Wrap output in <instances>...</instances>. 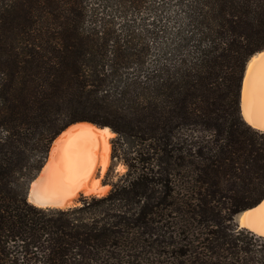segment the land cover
I'll list each match as a JSON object with an SVG mask.
<instances>
[{
    "label": "trees",
    "instance_id": "trees-1",
    "mask_svg": "<svg viewBox=\"0 0 264 264\" xmlns=\"http://www.w3.org/2000/svg\"><path fill=\"white\" fill-rule=\"evenodd\" d=\"M264 0H0V264H264L233 222L264 196V133L239 111ZM110 128L104 196L27 189L68 125Z\"/></svg>",
    "mask_w": 264,
    "mask_h": 264
},
{
    "label": "bare ground",
    "instance_id": "bare-ground-1",
    "mask_svg": "<svg viewBox=\"0 0 264 264\" xmlns=\"http://www.w3.org/2000/svg\"><path fill=\"white\" fill-rule=\"evenodd\" d=\"M260 64H264V49L253 54L247 62L240 105L243 120L264 133V72L257 76L259 79L251 77ZM114 135L108 127L91 124H76L63 131L50 146L40 190L32 203L63 208L78 193L105 195L107 187L100 183V178L110 165V140ZM240 220L241 227L264 237V200L245 210Z\"/></svg>",
    "mask_w": 264,
    "mask_h": 264
},
{
    "label": "rangeland",
    "instance_id": "rangeland-1",
    "mask_svg": "<svg viewBox=\"0 0 264 264\" xmlns=\"http://www.w3.org/2000/svg\"><path fill=\"white\" fill-rule=\"evenodd\" d=\"M262 72H264V64H262V65L260 64V66H258L255 70H253L251 73V77H253L255 79H259V77H257V76L262 75L263 74ZM126 150H127L126 145L123 144V142L115 134L114 137L111 138V140H110V149H109L110 165L108 166L106 172L100 178V183L104 184L107 187V193L112 188V185L114 183H116L121 178V176L126 172L127 168H126V165L123 161V153ZM89 196H91V195H89ZM97 197H99V196H97ZM233 222L236 224L235 217H233ZM236 226H237V224H236Z\"/></svg>",
    "mask_w": 264,
    "mask_h": 264
},
{
    "label": "water",
    "instance_id": "water-1",
    "mask_svg": "<svg viewBox=\"0 0 264 264\" xmlns=\"http://www.w3.org/2000/svg\"><path fill=\"white\" fill-rule=\"evenodd\" d=\"M259 52V51H258ZM257 53V52H256ZM255 54V53H254ZM251 57V56H250ZM249 57V58H250ZM249 60V59H248ZM248 60H247V62H248ZM247 62H246V64H245V66H244V70H243V74H242V78H241V82H240V90H239V111H240V115H241V117H242V114H241V89H242V84H243V77H244V73H245V69H246V66H247ZM76 124H91V125H94V126H96V127H99V128H101L102 126H98V125H95V124H93V123H89V122H75V123H72V124H70V125H68L67 127H65L53 140H55L63 131H65L67 128H69L70 126H73V125H76ZM53 142V141H52ZM52 144V143H51ZM51 146V145H50ZM50 149V148H49ZM49 152V151H48ZM47 156H48V154H47ZM46 159H47V157H46ZM45 162H46V160H45ZM44 165H45V163L43 164V166H42V168L39 170V172L37 173V175L35 176V178L30 182V184H29V186H28V189H27V200L31 203V204H33L32 203V201L34 200V198H36L37 196H38V191L40 190L39 188H40V185H41V175H42V171H43V168H44ZM86 197H89V196H85L84 194H82V193H78L77 195H76V197H74V198H71L70 199V203H66L65 204V206H63V208H67V207H72V206H75V205H78L79 203H80V199H82V198H86ZM264 200V196H263V198L259 201V202H257L254 206H252V207H250V208H254V207H256L257 205H259L262 201ZM33 205H36V206H39V207H52V208H62V207H58V206H49L48 204H43V203H36V204H33ZM250 208H248V209H250ZM245 210H247V209H245ZM245 210H243V211H240V212H238V213H236L235 215H234V217H235V222H236V224H237V226L239 227V228H244V227H241L240 226V222H241V220H240V215L245 211Z\"/></svg>",
    "mask_w": 264,
    "mask_h": 264
}]
</instances>
